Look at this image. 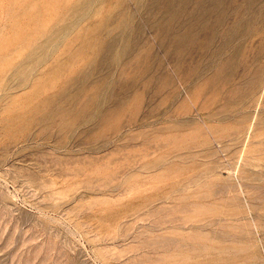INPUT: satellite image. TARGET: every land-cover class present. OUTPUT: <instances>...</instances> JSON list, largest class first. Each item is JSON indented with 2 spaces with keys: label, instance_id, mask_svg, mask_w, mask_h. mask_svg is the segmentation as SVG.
<instances>
[{
  "label": "rangeland",
  "instance_id": "1",
  "mask_svg": "<svg viewBox=\"0 0 264 264\" xmlns=\"http://www.w3.org/2000/svg\"><path fill=\"white\" fill-rule=\"evenodd\" d=\"M0 55V264H264V0H0Z\"/></svg>",
  "mask_w": 264,
  "mask_h": 264
},
{
  "label": "bare ground",
  "instance_id": "2",
  "mask_svg": "<svg viewBox=\"0 0 264 264\" xmlns=\"http://www.w3.org/2000/svg\"><path fill=\"white\" fill-rule=\"evenodd\" d=\"M3 11H4V9H3ZM3 18V17H2ZM182 22V21H181ZM8 23V22H7ZM216 24V23H215ZM4 26V25H3ZM22 39H24V38H22ZM74 39H76V37L74 38ZM6 40V39H5ZM23 41V40H22ZM85 42V41H84ZM83 42V43H84ZM86 42H88L87 40H86ZM23 43V42H22ZM17 44V43H16ZM92 44V43H91ZM4 45V44H3ZM84 45V44H83ZM86 45V44H85ZM87 45H90V44H88L87 43ZM91 46V45H90ZM93 46V45H92ZM91 46V47H92ZM94 48V47H93ZM80 49V48H79ZM83 49H86V48H84V46H83V48H82V50ZM92 49V48H91ZM95 51V50H94ZM69 54H71V53H69ZM6 55V54H5ZM4 58L5 57H3V55H0V61H3L4 62ZM4 65H5V63H3ZM7 64V63H6ZM2 65H0V67H1ZM4 67V66H3ZM2 67V68H3ZM17 68V67H16ZM2 71V70H1ZM3 73V72H2ZM1 75V74H0ZM46 81H48V80H46ZM53 81V80H52ZM1 82V81H0ZM43 82V81H42ZM41 82V83H42ZM37 85H38V83H36ZM3 85V84H2ZM41 85V84H40ZM39 86V85H38ZM89 86V85H88ZM85 87V86H84ZM3 88V87H2ZM43 88V87H42ZM35 89V88H34ZM99 89V88H98ZM39 91V90H38ZM76 94V93H75ZM88 96V95H87ZM93 96V95H92ZM77 97V96H76ZM51 98V97H50ZM49 98V99H50ZM73 98V97H72ZM77 98H79V97H77ZM76 98V99H77ZM93 98H95V97H93ZM92 98V99H93ZM39 100V99H38ZM71 100V99H70ZM69 100V101H70ZM86 100V99H85ZM95 100V99H94ZM35 101V100H34ZM33 101V102H34ZM52 101V100H51ZM76 101V100H75ZM91 101V100H90ZM26 103H22L21 104V113L18 115V118H19V120H17V123H15V125H14V127L15 128H19V127H25V126H23L25 123H27L28 122V118L27 117H25V112H30V111H32V112H36L37 110L39 111V109H40V107H42L43 108V106H46L47 104H48V98L46 97V98H44V99H40L39 100V102L37 103L36 102V104H34L33 103V105H31L30 103H32V102H30V103H28V101H25ZM66 102V101H65ZM74 103V102H73ZM76 104V103H75ZM74 104V105H75ZM91 104V103H90ZM94 104V103H93ZM88 105V104H87ZM86 105V106H87ZM86 106H84V107H86ZM60 107V106H59ZM74 106H72V108H73ZM41 108V109H42ZM53 108H54V106H53ZM47 109V108H46ZM68 109H70V107H69V104H67V106H61L60 108H57V109H52L51 111H49V112H47V113H45L46 115H44L45 117L43 118L44 120V122H43V125H44V123L46 122V124L48 123L47 121H48V119H49V121L50 122H52V121H54V118H55V116L57 115V114H60L61 116H63L64 117V115H67V114H69V113H72V112H70ZM87 109V108H86ZM85 109V110H86ZM24 111V112H23ZM29 115V114H28ZM32 117V115H29L28 117ZM59 116V115H58ZM57 116V117H58ZM61 116H59L60 118H61ZM69 116V115H68ZM47 117V118H46ZM70 118H68L69 120L71 119V116H69ZM72 117H73V115H72ZM59 118V119H60ZM106 118V117H105ZM39 119H41V118H39ZM63 119V118H62ZM30 121V120H29ZM56 121V120H55ZM34 122V121H33ZM41 123H42V119H41ZM67 123H68V121H67ZM51 124V123H50ZM59 124L63 127V126H65V124H66V120H61V122H59ZM73 124V123H72ZM68 126V125H67ZM25 136H26V139L28 138L29 140H32V141H35V140H37V139H39L40 138V132L39 131H34V132H32V133H29V134H24ZM24 136V137H25ZM43 139H46V137H44ZM214 225V224H213ZM204 235V234H203ZM200 243V242H199ZM226 248V247H225ZM179 253H180V251H179ZM182 259V258H181Z\"/></svg>",
  "mask_w": 264,
  "mask_h": 264
}]
</instances>
